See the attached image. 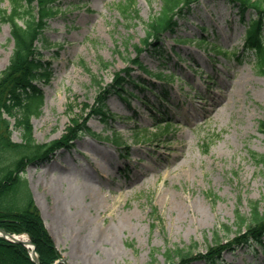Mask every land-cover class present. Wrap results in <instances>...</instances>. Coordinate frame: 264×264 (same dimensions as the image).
Wrapping results in <instances>:
<instances>
[{"label":"rangeland","instance_id":"rangeland-1","mask_svg":"<svg viewBox=\"0 0 264 264\" xmlns=\"http://www.w3.org/2000/svg\"><path fill=\"white\" fill-rule=\"evenodd\" d=\"M123 1L60 2L46 45L39 42L50 75L31 81L44 92L33 137L40 143L60 138L77 114L96 136L83 135L47 161L29 163L23 177L69 264H167L166 251L178 248L206 258L217 239L223 246L242 235L237 212L249 216L254 201L264 207V172L250 154L264 153V74L243 49L249 14L239 30L222 25L207 43L203 26L220 23L219 14L230 10L202 4L161 39L160 57L155 41L141 51L137 45L163 1L136 0L126 16ZM11 2L1 0L0 9ZM180 37L195 41H175ZM13 50L10 27L0 19V74ZM129 66L143 87L130 82L129 103L124 93H113L109 117L94 115L102 86ZM116 136L123 144L106 142ZM12 138L21 141L22 131L13 128ZM262 250L241 245L219 262L192 264H264Z\"/></svg>","mask_w":264,"mask_h":264},{"label":"trees","instance_id":"trees-1","mask_svg":"<svg viewBox=\"0 0 264 264\" xmlns=\"http://www.w3.org/2000/svg\"><path fill=\"white\" fill-rule=\"evenodd\" d=\"M12 0L10 8H1V21L8 23L15 41V48L10 64L0 75V226L9 232H28L36 245L41 264H53L61 257V252L56 248L50 236L40 210L36 206L32 193L26 180L21 176L26 166L31 162L42 163L47 160L55 150L69 146L71 141L82 134H94L86 125L85 119L81 122V114L72 117L71 124L65 133L58 139L50 142L39 143L33 137L32 118L41 113L43 93L31 81L36 77V70L40 69V48L38 40L44 38L50 21L61 12V0ZM125 0L120 4L122 15H131L133 2ZM162 11L152 16L148 22V35L137 48L158 43L156 49L161 51L159 41L167 31H174L180 18L186 17L194 4L203 0H162ZM211 1V0H210ZM217 1V0H212ZM238 5L242 13H258L257 19L246 36L245 45L248 50L255 49L258 58V69L264 74V40L261 34L264 17V0H229ZM1 2V0H0ZM187 11V12H186ZM189 11V12H188ZM135 63L140 64L138 58ZM108 66V63H103ZM46 68L39 76H48ZM38 76V77H39ZM133 79L131 68L127 67L115 75L112 83L102 86L96 103L92 106L94 114H103L106 98L113 92H129L127 83ZM105 90V93H102ZM92 113V112H91ZM7 114L8 117L4 116ZM11 118L15 119V127L22 130L23 141L16 142L12 139ZM262 125L264 121L261 122ZM115 137V141H118ZM206 145H209L208 143ZM252 159L262 166L264 172V154L250 151ZM236 225L241 236L231 240L229 244L222 245V240H216L205 257L194 254L191 250L178 248L166 251L167 264H191L198 259L208 262L218 261L221 252L234 245L252 243L256 241L264 245V207L260 201L252 202L250 215L245 216L237 212ZM229 228V226H226ZM244 227V228H243ZM175 254L179 261L174 262ZM0 264H36L29 254L28 248L21 243H14L0 237ZM64 264V263H61Z\"/></svg>","mask_w":264,"mask_h":264},{"label":"bare ground","instance_id":"bare-ground-1","mask_svg":"<svg viewBox=\"0 0 264 264\" xmlns=\"http://www.w3.org/2000/svg\"><path fill=\"white\" fill-rule=\"evenodd\" d=\"M96 168H98L99 170L101 169V168H99V165L97 164V163H95V169ZM93 186L91 185V184H88L87 185V191H89V192H93V188H92ZM60 213H62L61 212V210H60ZM63 214V213H62ZM48 226V228H49V230H50V232H51V234H52V236L55 238V234H54V232H53V230H52V228L49 226V225H47ZM105 229L103 230V231H106V229H107V227H104ZM56 240V239H55Z\"/></svg>","mask_w":264,"mask_h":264},{"label":"water","instance_id":"water-1","mask_svg":"<svg viewBox=\"0 0 264 264\" xmlns=\"http://www.w3.org/2000/svg\"><path fill=\"white\" fill-rule=\"evenodd\" d=\"M0 231L1 233L4 235V236H11L13 238L14 241H20V242H23L25 243L24 241L20 240V239H17L15 235H12L8 232H6L4 229L0 228ZM36 263L39 264V261L38 259H36Z\"/></svg>","mask_w":264,"mask_h":264}]
</instances>
